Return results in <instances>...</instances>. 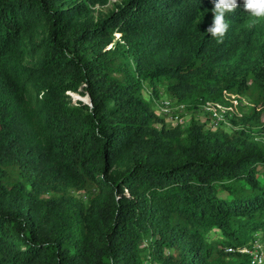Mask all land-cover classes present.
<instances>
[{
  "label": "trees",
  "instance_id": "trees-1",
  "mask_svg": "<svg viewBox=\"0 0 264 264\" xmlns=\"http://www.w3.org/2000/svg\"><path fill=\"white\" fill-rule=\"evenodd\" d=\"M109 1L0 0V264H256L264 138L167 126L142 89L229 78L214 104L264 129V21L240 0L218 42L212 0Z\"/></svg>",
  "mask_w": 264,
  "mask_h": 264
},
{
  "label": "rangeland",
  "instance_id": "rangeland-1",
  "mask_svg": "<svg viewBox=\"0 0 264 264\" xmlns=\"http://www.w3.org/2000/svg\"><path fill=\"white\" fill-rule=\"evenodd\" d=\"M120 0H110L105 5H99L97 4L94 8L93 15L97 18L101 16L104 12H107L111 10L117 2ZM116 38H118L120 35L117 32ZM27 60H31V57H27ZM221 66L224 67H233L230 63H223ZM229 78L220 80L217 84H212L210 86L202 85L200 87H196L193 89V86H189L192 89H189V87H181L176 88L175 91L178 92L180 95L173 93L172 91H169V89L164 84H159L156 89L155 86L149 83H144L142 93L145 98L150 99L151 103L153 105L154 110L160 114L161 116H166L165 114L160 111L159 102L163 99H168L169 101L173 102L171 103L172 109H177L176 112H181V118L178 121H173L172 119L165 118V125L167 126H176L179 125L181 128H185L190 124V122L195 119L200 124H202L205 128L211 127L213 129H223L226 131H237L240 130L243 127L251 129V133H253V136L257 139L264 138V129L261 126H249L246 123L242 121H236L234 120L233 116H227L226 121H222L217 125V122L213 119L211 114H209L208 111H205L203 109V106L205 104H212L213 105V98L216 93H218V89L220 87H224L226 83L228 82ZM68 93L71 94V96L74 99H79V97L89 99L87 95H82L76 91L68 90ZM234 98L238 100V105L241 107L243 112L249 111L251 108V100L247 97L245 94L237 93L235 91ZM181 105H184V109ZM181 109V110H180ZM183 111V112H182ZM263 120H264V114H263ZM79 194H83L82 191H78ZM254 240H258V243H261L262 248H264V240L261 239L258 235L255 236ZM256 243V244H258ZM147 264H150L149 262Z\"/></svg>",
  "mask_w": 264,
  "mask_h": 264
},
{
  "label": "clouds",
  "instance_id": "clouds-1",
  "mask_svg": "<svg viewBox=\"0 0 264 264\" xmlns=\"http://www.w3.org/2000/svg\"><path fill=\"white\" fill-rule=\"evenodd\" d=\"M213 21L207 28V33L218 42H223L229 31L230 24L228 14L234 13L240 6V0H212ZM243 8L249 14V27H254L257 23L264 21V0H243Z\"/></svg>",
  "mask_w": 264,
  "mask_h": 264
},
{
  "label": "built area",
  "instance_id": "built-area-1",
  "mask_svg": "<svg viewBox=\"0 0 264 264\" xmlns=\"http://www.w3.org/2000/svg\"><path fill=\"white\" fill-rule=\"evenodd\" d=\"M171 101H169L168 99H163L160 100L159 102V107H160V111H162L163 114H165L166 116L164 118H169L172 119L173 121H178L181 118V112H176L177 109H172L171 107ZM183 110L184 109V105H181ZM203 109L205 111H208L209 114H211V116L213 117V119L217 122V125L219 123H221L222 121H226L227 116L231 115V112L224 106L222 105H216L213 102L212 104H205L203 106ZM181 110V109H180ZM183 112V111H182ZM161 114V112H160ZM258 240H254V245L253 246H249V245H243L242 247H238L237 249L242 251V252H247L251 255L252 258V262L256 263V264H264V248H262L261 243H258ZM236 248H234L233 246L228 247L229 251H233Z\"/></svg>",
  "mask_w": 264,
  "mask_h": 264
},
{
  "label": "water",
  "instance_id": "water-1",
  "mask_svg": "<svg viewBox=\"0 0 264 264\" xmlns=\"http://www.w3.org/2000/svg\"><path fill=\"white\" fill-rule=\"evenodd\" d=\"M80 99H83L84 101H88L90 102V97H88L89 99H86V98H82V97H79Z\"/></svg>",
  "mask_w": 264,
  "mask_h": 264
}]
</instances>
